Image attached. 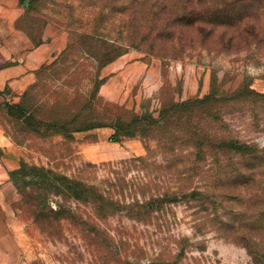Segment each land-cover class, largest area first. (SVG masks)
<instances>
[{
	"label": "rangeland",
	"instance_id": "374dc122",
	"mask_svg": "<svg viewBox=\"0 0 264 264\" xmlns=\"http://www.w3.org/2000/svg\"><path fill=\"white\" fill-rule=\"evenodd\" d=\"M185 1L18 0V13L11 20L0 19V39L5 42L0 43V53L5 65L24 67L32 52L51 44L55 51L44 62L50 63L68 45L69 32L91 34L92 39L84 37L83 43L124 45L126 52L100 72L106 80L99 96L155 117L162 103L209 94L212 81L222 98L236 93L246 81L257 96L220 103L211 133L264 153V0H205L211 5L233 6L238 20L208 27L207 37L199 40L191 28L177 29L173 16L168 22L162 20L172 4ZM167 25L172 33H163ZM151 29L153 35L148 36ZM74 35L71 38L80 41ZM73 58L90 64L80 52ZM43 64L33 67L31 81L27 77L6 90L7 100L0 106V211L8 231L7 242L3 239L1 246L9 251L10 262L253 264L255 257L264 264V162L247 164L234 152L211 148L198 154L186 147L174 159L156 154L144 168L124 173L128 166L124 161L145 156L146 147L156 150V143L144 145L136 138L115 142L110 139V128L76 133L73 143L22 131L14 106L35 84ZM93 74L91 67L79 71L85 78L80 87L85 93L91 89ZM37 99L44 101L49 95ZM217 157L233 162L215 169L211 160ZM9 159L10 165L15 162V170L24 163L81 179L119 205L99 202L88 206L68 197H52L51 211L60 204L79 217L78 221L57 219L41 204L36 210L38 201L29 194V187L10 174L15 170L8 178L4 176ZM117 179L123 180L122 188ZM180 190L188 196L152 212L149 218H130L124 209V199L128 204L136 198L141 204L150 195Z\"/></svg>",
	"mask_w": 264,
	"mask_h": 264
},
{
	"label": "trees",
	"instance_id": "16d2710c",
	"mask_svg": "<svg viewBox=\"0 0 264 264\" xmlns=\"http://www.w3.org/2000/svg\"><path fill=\"white\" fill-rule=\"evenodd\" d=\"M22 1L20 0V3ZM204 1L187 0L183 3L172 4L171 10L166 11L162 20L168 22L173 16L177 29L191 28L190 32L196 33L193 37L197 40L207 37L208 27L221 26L222 22L232 25L238 20V17L235 16L237 10L231 11L233 6L211 5L210 1H206V3ZM229 9L230 11H228ZM222 18L227 19L222 21ZM155 20L156 16L153 24L156 22ZM167 30L172 33V28H168V25L163 33ZM152 32V29L149 30L148 36L153 35ZM68 35H70V40L62 53L52 62L44 63L41 66L36 73L35 84L23 93L20 102L14 106L18 113L17 125L22 131L38 134L45 139L60 137L64 141L73 143L76 133L110 128L113 131L110 139L115 142L136 138L140 139L144 145L150 141L156 143V150L146 147L145 156L124 161L123 164L128 165L124 173L131 168H144L156 154L170 156L174 159L179 155V151L186 147H191L198 154L211 148L234 152L238 154L240 162L247 164H251L253 160L259 163L264 162V153L258 151L255 146L211 133V124L215 121L213 118L220 114V103L225 104L224 101L229 102L251 97L252 94L255 95L248 89L246 81L230 97L225 94V97L222 98L212 81L210 93L202 98L170 102L169 104L162 103L156 117L148 111L137 114L123 106L108 103L99 96V89L106 80L100 76L101 70L121 57L128 48L118 43H83L84 37L92 39L91 34L84 33L79 36L69 32ZM73 35L79 37L80 41H75V38L73 40L71 38ZM175 48V46L171 47L173 50ZM76 52L87 55L88 58L85 59V62L90 64L79 63L78 59L80 60L81 57L75 60L73 55ZM88 67L92 68L94 74L89 78L91 89L85 93L80 88L85 78L80 77L79 71ZM49 80L50 82H48ZM57 83L58 85H55ZM41 95H49V99L44 101L37 99ZM211 162L216 169L231 165L230 162L233 160L228 161L217 157ZM233 164H237V162ZM115 173L117 174V172ZM10 174L12 177L19 176L20 180L29 187V194L38 201L36 210L41 209L39 208L41 204L43 205L42 209L47 208L57 219L78 221L79 217L72 214L70 210H65V207L60 204H58L57 210L51 211L48 203L52 197H68L74 202L88 206L96 205L99 202L119 205L117 201L114 202L112 198L104 197L97 192L96 188L84 183L81 179L70 178L44 166L22 163L17 170ZM116 181L122 188L123 180L117 179ZM26 189L27 187L23 188L22 192H25ZM141 195L145 196L144 193ZM187 196L186 191L180 190L179 192L150 195L141 204L136 198L135 202L128 204L124 199V209L129 210L130 218L139 219L146 218V216L149 218L152 212L159 211L165 205L177 203ZM101 209L103 210V207ZM253 264H260L257 260L255 261V257Z\"/></svg>",
	"mask_w": 264,
	"mask_h": 264
},
{
	"label": "crops",
	"instance_id": "0c3cea01",
	"mask_svg": "<svg viewBox=\"0 0 264 264\" xmlns=\"http://www.w3.org/2000/svg\"><path fill=\"white\" fill-rule=\"evenodd\" d=\"M20 7L18 6V0H0V19L11 20L14 17ZM10 22V21H8ZM0 43H5L0 39ZM54 43V41H51ZM55 49L52 45H45L40 49H36L34 52L30 54L28 58L24 61V67L16 66V65H5L1 53H0V106L7 100L6 97V90L16 88V84L18 81L26 80L27 77L32 79V71L33 67H38L39 65L43 64L48 60V58L52 55ZM28 68V70H27ZM2 146V140L0 135V149ZM8 163H5L7 166L6 171L4 170V176L8 178L9 172L15 170L16 164L12 162L13 165H10V159ZM1 152H0V193H1V186H2V163H1ZM7 229L5 228V224L3 222L1 211H0V264H14L10 262L9 251L2 250V240L7 242Z\"/></svg>",
	"mask_w": 264,
	"mask_h": 264
}]
</instances>
